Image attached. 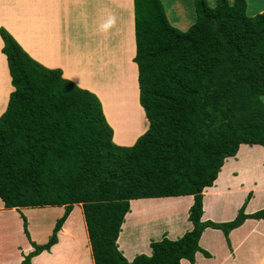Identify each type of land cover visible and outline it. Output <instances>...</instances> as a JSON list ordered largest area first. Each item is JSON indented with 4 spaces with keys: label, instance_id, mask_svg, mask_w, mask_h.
Masks as SVG:
<instances>
[{
    "label": "trees",
    "instance_id": "trees-1",
    "mask_svg": "<svg viewBox=\"0 0 264 264\" xmlns=\"http://www.w3.org/2000/svg\"><path fill=\"white\" fill-rule=\"evenodd\" d=\"M139 104L149 126L117 146L98 97L32 59L0 27L14 91L0 116V200L6 209L63 207L45 244L23 229L33 251H50L75 206L82 208L93 264L194 263L202 233L228 234L264 209L229 222L202 221L203 191L241 145L264 146V11L249 17L246 0H194L195 22L173 27L160 0H133ZM192 196V229L150 243L128 261L117 239L138 199Z\"/></svg>",
    "mask_w": 264,
    "mask_h": 264
},
{
    "label": "crops",
    "instance_id": "crops-1",
    "mask_svg": "<svg viewBox=\"0 0 264 264\" xmlns=\"http://www.w3.org/2000/svg\"><path fill=\"white\" fill-rule=\"evenodd\" d=\"M177 3L175 0L173 4L178 6L177 13L183 14ZM263 11L264 5L255 14ZM246 14L249 16L247 5ZM180 19L178 15L174 23H184ZM0 27L5 28L32 59L46 68L61 70L63 78L98 97L117 146H132L147 131L149 123L139 104L138 70L133 62L136 54L133 0H0ZM2 48L0 37V116L14 91ZM129 70L134 72L131 85L125 77ZM103 76L110 77V83L128 95V87L131 90L134 85L144 129L129 143L117 140L118 127L105 108V95L93 80L100 77L102 82ZM246 146L239 147L235 158L225 160L213 185L204 189L203 221L232 220L249 193L252 196L245 212L252 214L264 208V180L245 179L241 168L237 167L240 151L250 149ZM234 191L241 192L242 196L235 205L228 204V195ZM192 204V196L131 200L117 239L118 249L132 261L137 255L149 256L152 241L181 238L192 229L188 219ZM50 208L57 209L58 216L64 212L63 207ZM26 209L29 208L6 209L0 200V264H20L23 257L33 251L24 238L21 214L27 216L30 233L34 234L31 221L35 217L29 215L35 210ZM72 212L58 233L57 243L50 251L32 258L31 264H93L81 210L77 217ZM41 220H45L43 216ZM39 231L41 237L32 235L31 239L36 244H44L51 235L50 230L40 227ZM228 239L229 243L219 230L206 229L199 246L209 257L197 252L194 263L182 259L181 264H264V220H245L229 233Z\"/></svg>",
    "mask_w": 264,
    "mask_h": 264
},
{
    "label": "rangeland",
    "instance_id": "rangeland-1",
    "mask_svg": "<svg viewBox=\"0 0 264 264\" xmlns=\"http://www.w3.org/2000/svg\"><path fill=\"white\" fill-rule=\"evenodd\" d=\"M160 1L163 4L166 17L168 18L170 24L173 27H175L181 31H186L190 27V25H192L194 23V21L196 19L195 9H194V0H178L177 4L180 5L183 12L186 14L185 16H184V13L183 14L177 13L178 12L177 11L178 6L173 5L175 0H160ZM216 1L217 0H208L207 3L210 7H214L216 4ZM246 5H247L248 15H249V17H252L251 15H253V14H254V16L257 15L255 13L264 5V0H246ZM178 15L181 17L180 21H182L184 23H180V24L174 23V21L178 18ZM189 23H191V24H189ZM71 56H73V54H71ZM126 72L129 74V76L127 75L125 77L131 82L130 83V85H131V84H133L132 82L134 79V72L131 70L126 71ZM95 78H96V80L93 78H91V79H93L95 81V83H97L99 85V87L102 90V94L105 95L104 96L106 99L105 108L108 111L109 117L113 120L115 125H117V127H118L117 140L120 142H127V143L131 142L133 140V138L137 134L142 132L144 129L143 119L141 117L138 106H136L137 104L135 103L136 102L135 97L133 98V95H132V94H134V85L132 86L131 90H130L131 87H128V93H130V92L132 93V94L128 95L127 93H125L123 91V89L121 90V92L118 91L117 90L118 88H115L110 83V80H111L110 77L103 76L102 82L99 79L100 77H98V78L95 77ZM100 82L103 83L104 85L100 84ZM110 94H112V97ZM114 97H116V98H114ZM113 100H116V101L113 102ZM261 102L264 105V96L261 97ZM131 105L132 106L135 105L136 106V107H134L135 109H132ZM118 107H119V109H118ZM246 147L250 148V149L243 148L240 151V153L238 154V159H237V167L241 168L240 171L243 172L242 176L245 179H252L253 177H255L258 180H264V146L253 145V146H246ZM235 156L232 158H235ZM251 164H254V166L251 167ZM241 196H242L241 192L234 191L232 194L228 195L227 203L235 205L237 202H239V200H240L239 198ZM263 196H264V194H263ZM243 203H242V205H243ZM242 205L240 206V208L242 207ZM40 209H42V210H40ZM239 209H238V211H239ZM245 209H246V207H245ZM26 210H29V211L35 210V211H33V213H30V215H29V216L35 217L31 221L34 234L32 232L30 233L29 222H27V233L29 234V238H31L32 235H34L37 238H40L41 237V235H40L41 233L39 231L40 227H44L45 230L48 229V230H50V233H52V229L54 227V226H52V224L54 225L56 223L57 219L60 218V216H58L59 211L57 209L54 210V208H50V207L34 208V209H26ZM79 210H81V213H82L81 207L75 208L73 210L72 214L74 215V217H77L78 215H80L78 212ZM238 211H237V213H238ZM244 213L247 214L245 212V210H244ZM22 215L25 216L23 213H22ZM42 216L45 219L44 221L41 220ZM232 220H230V221H232ZM153 229H155V228H153ZM232 230H234V229H232ZM23 234L25 235L24 229H23ZM235 235H237V233ZM24 238L27 240L28 239L27 235H25ZM31 241H32V239H31ZM37 245H42V244H37ZM24 257H23V260H24Z\"/></svg>",
    "mask_w": 264,
    "mask_h": 264
},
{
    "label": "bare ground",
    "instance_id": "bare-ground-1",
    "mask_svg": "<svg viewBox=\"0 0 264 264\" xmlns=\"http://www.w3.org/2000/svg\"><path fill=\"white\" fill-rule=\"evenodd\" d=\"M128 76H129V74H128ZM112 94H113V93H112ZM112 94H111V95H112ZM130 94H132V93L130 92ZM130 94H129V95H130ZM132 95H133V98H134V94H132ZM114 98H116V97H114ZM129 98H130V97H129ZM132 100H133V99H132ZM135 103H136V102H135ZM136 106H137V105H136ZM136 106H135V105H133V106L131 105V108H132V109H135L134 107H136ZM109 108H110V107H109ZM128 108H129V107H128ZM118 109H119V107H118ZM131 113H132V112H131ZM131 113H130V114H131ZM136 113H137V112H136ZM136 113H135V114H136ZM136 115H137V114H136ZM134 117H135V116H134Z\"/></svg>",
    "mask_w": 264,
    "mask_h": 264
}]
</instances>
